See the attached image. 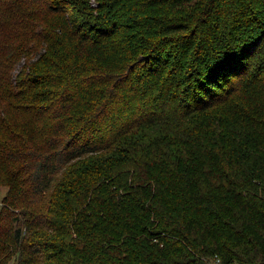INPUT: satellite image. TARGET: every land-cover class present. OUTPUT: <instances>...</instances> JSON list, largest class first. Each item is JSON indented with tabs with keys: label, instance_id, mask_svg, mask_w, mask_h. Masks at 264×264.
I'll return each mask as SVG.
<instances>
[{
	"label": "trees",
	"instance_id": "trees-1",
	"mask_svg": "<svg viewBox=\"0 0 264 264\" xmlns=\"http://www.w3.org/2000/svg\"><path fill=\"white\" fill-rule=\"evenodd\" d=\"M97 1L0 0V264H264V0Z\"/></svg>",
	"mask_w": 264,
	"mask_h": 264
},
{
	"label": "rangeland",
	"instance_id": "rangeland-1",
	"mask_svg": "<svg viewBox=\"0 0 264 264\" xmlns=\"http://www.w3.org/2000/svg\"><path fill=\"white\" fill-rule=\"evenodd\" d=\"M92 5H93V6H97V5H98V1H97V0H92ZM24 64H25L24 61H22V63L19 64V68H21L22 65H24ZM15 72H17V71H15ZM5 192H6V190H3V191H2V193H5Z\"/></svg>",
	"mask_w": 264,
	"mask_h": 264
}]
</instances>
